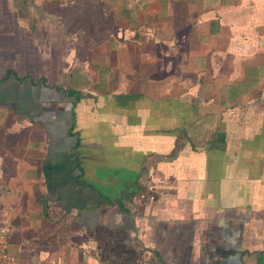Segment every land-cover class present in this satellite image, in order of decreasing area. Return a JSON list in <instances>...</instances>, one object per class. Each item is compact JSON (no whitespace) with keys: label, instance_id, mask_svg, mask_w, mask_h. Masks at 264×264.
<instances>
[{"label":"crops","instance_id":"crops-1","mask_svg":"<svg viewBox=\"0 0 264 264\" xmlns=\"http://www.w3.org/2000/svg\"><path fill=\"white\" fill-rule=\"evenodd\" d=\"M26 3L0 69L15 264H264V0Z\"/></svg>","mask_w":264,"mask_h":264},{"label":"rangeland","instance_id":"rangeland-1","mask_svg":"<svg viewBox=\"0 0 264 264\" xmlns=\"http://www.w3.org/2000/svg\"><path fill=\"white\" fill-rule=\"evenodd\" d=\"M25 0H0V44H8V48L6 52L0 51L1 58H6V62L0 61V69H6L11 67L15 60L20 59L21 57L16 55V52L19 51L18 37V24H17V17L22 18L20 15V10L30 8V5L26 3L24 5ZM23 5V6H22ZM18 10V14L16 11ZM29 21L30 19L27 18ZM16 20V21H15ZM7 29H5V27ZM14 33V35H7L5 32ZM16 33V34H15ZM24 34V32H23ZM29 50H31L29 48Z\"/></svg>","mask_w":264,"mask_h":264},{"label":"built area","instance_id":"built-area-1","mask_svg":"<svg viewBox=\"0 0 264 264\" xmlns=\"http://www.w3.org/2000/svg\"><path fill=\"white\" fill-rule=\"evenodd\" d=\"M11 232V223L0 227V264H15L17 258L10 254L6 247L7 238Z\"/></svg>","mask_w":264,"mask_h":264}]
</instances>
